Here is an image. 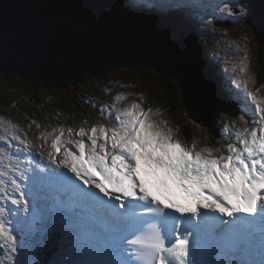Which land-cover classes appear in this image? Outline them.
<instances>
[{
    "label": "snow or ice",
    "instance_id": "snow-or-ice-1",
    "mask_svg": "<svg viewBox=\"0 0 264 264\" xmlns=\"http://www.w3.org/2000/svg\"><path fill=\"white\" fill-rule=\"evenodd\" d=\"M187 6L149 0L135 10L165 18ZM209 7V23L219 22L216 14L247 12L239 0ZM131 19L114 13L100 22ZM69 33L84 38L85 21L61 17L37 30L32 43L22 42L21 51L40 59ZM241 84L249 126L226 125L235 139L223 149L197 150L175 139L167 120L154 119L159 110L143 107L142 95L123 108L102 106L112 126L53 129L54 151H41L39 160L23 129L0 118L12 131L0 135V154L12 141L29 154L26 167L12 164L19 159L14 152L8 164L0 155V264H264V100ZM122 99L123 93L114 97Z\"/></svg>",
    "mask_w": 264,
    "mask_h": 264
},
{
    "label": "trees",
    "instance_id": "trees-1",
    "mask_svg": "<svg viewBox=\"0 0 264 264\" xmlns=\"http://www.w3.org/2000/svg\"><path fill=\"white\" fill-rule=\"evenodd\" d=\"M73 3H79L82 7L66 6ZM105 4L93 0H54L52 7L45 6L43 11L46 15L38 18L40 24L52 26L61 17L82 19L87 28V35L84 37L89 39L87 44L85 40L80 41V37L75 34L62 35L59 46L53 52L40 59L34 58V61L28 56V66L25 69L26 60L19 61V65L23 63V66L17 70L12 68L15 73L4 80H22L32 87H48V83H62L67 86L69 83L77 85L88 81L90 73L102 77L111 73H123L124 77H128L133 73L135 77L150 81V88L159 86L162 94H158L160 98L171 102L169 106L182 107L195 121L206 116L209 113L207 104L213 102L209 99V87L206 83L208 75L201 74L196 59L192 56L195 51L191 50L190 42L186 39L176 40L171 30L161 27L162 25L159 28L153 25L158 30V38L154 34L143 38L137 37L141 31L133 29L129 24L119 26L101 23L104 17L98 11H104ZM251 6V18L247 28L255 38L258 60L264 61V0H252ZM51 9H55L53 13ZM151 29L149 24V31ZM29 64L35 65L44 75L31 73ZM22 70L25 72L21 73ZM3 75H7V71ZM141 85L145 86L146 82ZM211 113L210 111L212 119Z\"/></svg>",
    "mask_w": 264,
    "mask_h": 264
},
{
    "label": "rangeland",
    "instance_id": "rangeland-1",
    "mask_svg": "<svg viewBox=\"0 0 264 264\" xmlns=\"http://www.w3.org/2000/svg\"><path fill=\"white\" fill-rule=\"evenodd\" d=\"M130 2H132V0H130ZM215 2H217V0H215L213 3ZM239 3L243 5L242 0H239ZM45 6L52 7L53 0H0V69L4 68L5 70H7V74L13 75L15 71H12V68H16L17 70L23 66V63L19 65V61L26 60L25 64L28 63V59H27L28 55L24 54L21 51L20 46L22 42H25L28 44L32 43V38L34 39L35 32L39 29L46 27L43 24H40V22L38 21V18L40 16L44 17L46 15V12L43 11L44 10L43 8ZM54 10L55 9L52 10V13L54 12ZM211 11L212 9H210L209 12ZM246 16H247V12L243 16L244 19ZM216 20L219 21L220 23H217V25L212 27L211 31H208V29L205 31L208 35L214 34L215 36L214 40H216L218 43L225 42L226 46H228L227 47L228 51L226 55L228 56L231 53V60L227 59L226 61L236 66V70L235 72L232 73V76L234 77L239 76V68L244 61L243 60L244 54L242 52L243 48L241 46H243L245 49H248L247 52L249 55H251L250 52L253 54V59L252 58L251 59L253 61L252 66H254L255 68V63H256L255 62L256 59L254 56L255 45L253 44V37L251 35V32L245 31V30L241 32V28H239L240 31L236 33L234 31L235 30L234 28H237L238 26V24L236 23H239L241 21L240 15L236 14V15H231L227 17H221L219 14H216ZM206 22L207 21H204V23ZM220 25L224 26L225 28L220 29L216 27ZM203 27H207L206 24ZM197 29L200 31L202 30L201 27L199 26L197 27ZM203 34L204 33L202 32V35ZM241 34H246V41L249 44V47L251 45L252 48L245 46L248 44L246 43V41L243 40V38L241 37ZM29 36H31V38ZM235 37H238V38L235 39ZM210 38L213 39L214 37L211 36ZM82 40H85L86 42L89 39L80 38V41ZM32 61H34V58H32ZM258 63H259V69L263 70L264 63H260V62ZM27 66L28 64L24 67V69L27 68ZM28 69H30L31 73L35 75H38V76L44 75V72H39V70L35 68V65L29 64ZM22 72H25V71L22 70L21 73ZM123 75H124L123 73L119 75H115L111 73L110 75L106 76V78L104 77L103 80L108 79L106 83L109 86L107 87H110V86L113 87V85L114 87H116V91L114 92L119 91L120 93H124L125 90H129V82H130L129 80H132L134 84L138 83V85H141L144 82H146V87L150 88L148 84L150 81L140 78L139 76L135 77L133 73L129 74L128 79H123L127 81L125 84H122L121 81L116 80L119 77H123ZM12 78L14 77L12 76ZM89 79L94 81L95 84L98 85L97 83L100 81L101 78H99L98 76H92ZM262 81L264 82V79H262ZM4 82H5L4 79L1 80L0 85ZM13 82H15V80ZM13 82L11 83L13 84ZM29 82L33 84L32 80H30ZM236 84H239V83L236 82ZM46 85L48 86V89L49 87H52L51 83H48ZM77 85L83 90V85H87V82L85 84L77 83ZM88 87L90 88V85H88ZM43 89L46 90L45 86H43L42 88H38L37 92ZM151 89L153 91L158 92L159 94H162L160 91L162 89L159 86H153ZM240 90H241V85H240ZM55 92L60 93L59 91H52L51 92L52 98L57 97ZM235 92H238V90H235ZM159 94H157L158 98H160ZM29 96H31V94H29ZM5 100L2 99L0 101V109L3 111H6V115L20 122L25 121L28 116L19 117L18 116L19 113L20 114L32 113L31 117L34 118L35 114L33 112V109L26 106L24 103L19 102L18 104L14 103L13 105H11V102H12L11 99L8 98ZM5 103H7V105L3 106L2 104H5ZM183 105H188V104H183ZM19 109H22L23 111H20ZM228 112H229L228 113L229 117H231L232 113L230 111ZM178 113H180L181 116L177 117V120L179 121L177 124L181 125L182 132H184L188 137L203 139L205 142H213L214 140H218L219 137L221 136L220 133L217 131V130L222 131V128H223L221 123H219L220 121L217 122V124L216 123L214 124V120H213V123H209L204 127H199L193 124L191 120L189 119V117L186 116L182 111H178ZM187 136L186 137L183 136V137L187 138ZM1 166L2 165H0V167Z\"/></svg>",
    "mask_w": 264,
    "mask_h": 264
},
{
    "label": "bare ground",
    "instance_id": "bare-ground-1",
    "mask_svg": "<svg viewBox=\"0 0 264 264\" xmlns=\"http://www.w3.org/2000/svg\"><path fill=\"white\" fill-rule=\"evenodd\" d=\"M204 59H202V61H203ZM206 60H208L207 58H206ZM201 64H202V62H200ZM196 65V64H195ZM232 85H233V83H232ZM237 85V84H236ZM143 86V85H142ZM145 87H146V85H145ZM238 91H240V88L238 89ZM242 107H244V105L242 104L241 105ZM245 108V107H244ZM208 115H209V118L211 119V117H210V111H209V113H208ZM213 118V117H212ZM212 123H213V121H211ZM216 123V120L214 119V124ZM236 125H238L239 127H240V125H241V122L240 123H237ZM232 128L233 129H236V127L235 126H232ZM184 137H186V136H184ZM184 137H181V139H186V138H184ZM223 137V136H222ZM220 138H221V136H220ZM213 145H218L217 143H214ZM224 145H227V140H225L224 141ZM37 157H39L38 155H37ZM36 157V158H37Z\"/></svg>",
    "mask_w": 264,
    "mask_h": 264
}]
</instances>
